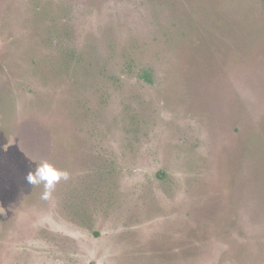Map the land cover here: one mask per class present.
<instances>
[{
    "label": "rangeland",
    "instance_id": "obj_1",
    "mask_svg": "<svg viewBox=\"0 0 264 264\" xmlns=\"http://www.w3.org/2000/svg\"><path fill=\"white\" fill-rule=\"evenodd\" d=\"M0 264H264V0H0Z\"/></svg>",
    "mask_w": 264,
    "mask_h": 264
},
{
    "label": "clouds",
    "instance_id": "obj_2",
    "mask_svg": "<svg viewBox=\"0 0 264 264\" xmlns=\"http://www.w3.org/2000/svg\"><path fill=\"white\" fill-rule=\"evenodd\" d=\"M68 173L65 170L56 168L53 164L47 160L42 161L39 166L35 168L34 172H30L27 176V180L32 185L44 186V198H48L54 190L56 184L61 180H67Z\"/></svg>",
    "mask_w": 264,
    "mask_h": 264
},
{
    "label": "trees",
    "instance_id": "obj_3",
    "mask_svg": "<svg viewBox=\"0 0 264 264\" xmlns=\"http://www.w3.org/2000/svg\"><path fill=\"white\" fill-rule=\"evenodd\" d=\"M141 77L147 81L151 80V75L147 71H144Z\"/></svg>",
    "mask_w": 264,
    "mask_h": 264
}]
</instances>
